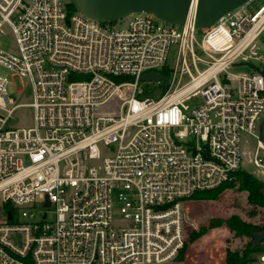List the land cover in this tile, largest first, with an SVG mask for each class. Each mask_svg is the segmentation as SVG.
Listing matches in <instances>:
<instances>
[{
	"label": "built area",
	"instance_id": "2783aa9c",
	"mask_svg": "<svg viewBox=\"0 0 264 264\" xmlns=\"http://www.w3.org/2000/svg\"><path fill=\"white\" fill-rule=\"evenodd\" d=\"M197 1L183 24L138 12L118 26L70 0H0V64L19 91L32 84L34 110L33 126L8 125L17 105L0 75V264H171L186 199L241 168L242 133L264 173V0L208 28ZM238 63L259 70L230 72ZM147 72L166 77L150 81L161 95L143 96Z\"/></svg>",
	"mask_w": 264,
	"mask_h": 264
},
{
	"label": "rangeland",
	"instance_id": "374dc122",
	"mask_svg": "<svg viewBox=\"0 0 264 264\" xmlns=\"http://www.w3.org/2000/svg\"><path fill=\"white\" fill-rule=\"evenodd\" d=\"M132 16L129 15L115 22L118 26H124ZM201 35L199 36V38ZM4 49L11 52H16V40L11 29L6 28L5 35L2 37ZM175 49H172V52ZM257 64L258 62L255 61ZM200 70L205 66L199 64ZM252 68L248 65H240L239 63L230 68V72L244 73L251 72ZM192 72L196 73L194 68ZM14 72L6 66L0 64V75L8 78L9 97L13 100V105H17L12 116L9 119L8 125L13 128L30 127L34 125V110L30 103L33 101L32 84L27 79H22L23 88L18 90L16 86ZM185 80H188L187 78ZM141 85L146 90L143 96L157 97L163 92L166 83L156 84L154 82H142ZM186 103L193 107L202 103L201 96H195ZM257 138L248 132L241 134L242 146V163L241 168L252 172L258 178L264 181V173L260 167H257L253 161V154L256 148ZM259 155L264 161V149H259ZM37 209H31L37 216ZM255 212V214H252ZM237 215L240 218L253 222L255 224H264V207L255 206L248 202V193L244 190L228 189L218 201H186L184 207V223L185 235L194 228H199L202 225L207 226L209 219L213 216L229 217ZM51 217V214H50ZM218 228V227H216ZM229 229V228H228ZM209 232V230H208ZM207 232V233H208ZM206 233V234H207ZM205 234V235H206ZM209 240V241H207ZM249 239L239 236L235 231L229 229L219 230L212 233L208 237L203 238L195 245L186 251L183 261L174 260L171 264H225L224 255L227 248L235 250H243ZM207 241V242H206ZM221 243H223V254ZM193 244V243H192ZM191 244V245H192ZM263 254H252L253 261L250 264H264L262 259Z\"/></svg>",
	"mask_w": 264,
	"mask_h": 264
},
{
	"label": "water",
	"instance_id": "95a60500",
	"mask_svg": "<svg viewBox=\"0 0 264 264\" xmlns=\"http://www.w3.org/2000/svg\"><path fill=\"white\" fill-rule=\"evenodd\" d=\"M249 0H198L195 12V25L208 28L223 15L240 7ZM82 13L90 18L103 22H113L125 18L132 13L147 12L173 24L185 23L192 0H70ZM254 69L259 70L254 64ZM264 74V70H260ZM142 80L161 81L166 77L159 72H147ZM261 141L264 145V119L260 129ZM49 204V200H47ZM11 217V214H10ZM264 240V230L256 233L255 245Z\"/></svg>",
	"mask_w": 264,
	"mask_h": 264
},
{
	"label": "trees",
	"instance_id": "16d2710c",
	"mask_svg": "<svg viewBox=\"0 0 264 264\" xmlns=\"http://www.w3.org/2000/svg\"><path fill=\"white\" fill-rule=\"evenodd\" d=\"M70 6L72 9L77 10L72 3ZM162 72L166 76L169 75L167 68L163 69ZM231 188L247 191L248 202L250 204L264 207V181L243 168H239L231 179L223 182L221 185L212 189L198 190L187 198L186 201H218L222 194ZM252 214H255V212ZM228 228L235 231L241 237H247L249 240L243 250L235 251L227 248L225 252V264H250L253 261L252 254H264V240L258 245H255L256 233L264 230V224H255L237 215H231L229 217L213 216L209 219L207 226L202 225L188 232L184 245L175 260L183 261L190 245L204 236L208 230L209 232L203 238L221 229L229 231ZM220 246L223 254V243Z\"/></svg>",
	"mask_w": 264,
	"mask_h": 264
},
{
	"label": "crops",
	"instance_id": "0c3cea01",
	"mask_svg": "<svg viewBox=\"0 0 264 264\" xmlns=\"http://www.w3.org/2000/svg\"><path fill=\"white\" fill-rule=\"evenodd\" d=\"M205 236V235H204ZM204 236H202L201 238H199L197 241H195L192 245H190L191 247L193 246V245H195L197 242H199V241H201L202 240V238L204 237ZM190 248V247H189ZM233 250H235V249H233ZM235 251H237V250H235ZM223 259H225V255H224V258Z\"/></svg>",
	"mask_w": 264,
	"mask_h": 264
},
{
	"label": "bare ground",
	"instance_id": "6f19581e",
	"mask_svg": "<svg viewBox=\"0 0 264 264\" xmlns=\"http://www.w3.org/2000/svg\"><path fill=\"white\" fill-rule=\"evenodd\" d=\"M263 145V143H261ZM264 146V145H263Z\"/></svg>",
	"mask_w": 264,
	"mask_h": 264
}]
</instances>
